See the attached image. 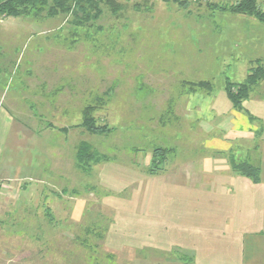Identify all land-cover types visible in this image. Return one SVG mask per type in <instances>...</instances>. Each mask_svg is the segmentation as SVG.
<instances>
[{
    "label": "rangeland",
    "instance_id": "1",
    "mask_svg": "<svg viewBox=\"0 0 264 264\" xmlns=\"http://www.w3.org/2000/svg\"><path fill=\"white\" fill-rule=\"evenodd\" d=\"M235 1L119 0L80 25L70 12L0 15L1 98L30 129L63 133H44L36 150L46 184L0 200V264H150L143 261L160 256L133 219L142 207L148 213L151 177L215 154L203 143L199 104L264 67V23L211 5ZM202 80L209 91L188 88ZM250 94L264 98V79ZM88 107L103 132L81 125ZM83 141L99 160L78 161ZM154 148L166 159L152 174ZM232 152L259 160L253 149Z\"/></svg>",
    "mask_w": 264,
    "mask_h": 264
},
{
    "label": "crops",
    "instance_id": "2",
    "mask_svg": "<svg viewBox=\"0 0 264 264\" xmlns=\"http://www.w3.org/2000/svg\"><path fill=\"white\" fill-rule=\"evenodd\" d=\"M243 107L234 109L222 91L205 97L196 114L204 145L216 153L186 161L180 171H172L176 177L165 172L151 177L155 182L148 192V213L142 207L133 219L139 222L134 223L136 233L147 227L149 246L160 256L143 262L264 264V98L250 94ZM54 132L63 134L60 129H30L0 96V200L46 184L44 156L36 150L45 148V139ZM242 148L258 152V182L230 166L228 155Z\"/></svg>",
    "mask_w": 264,
    "mask_h": 264
},
{
    "label": "trees",
    "instance_id": "3",
    "mask_svg": "<svg viewBox=\"0 0 264 264\" xmlns=\"http://www.w3.org/2000/svg\"><path fill=\"white\" fill-rule=\"evenodd\" d=\"M119 0H0V15L3 16H31L54 17L59 14L71 13L75 25H80L96 18L101 12V4H106L113 10H116L120 3ZM264 0H236L234 3L211 4L213 8L240 13L256 18L258 21L264 23V10L260 7V2ZM210 5V6H211ZM264 79V67L257 65L250 67L245 78L241 82L226 81L224 85L225 93L230 100L232 106L236 110L244 111L243 103L250 96L251 89ZM188 88L193 89H207L212 87L209 81L188 82ZM93 107H88L85 110L84 118L81 123L86 130L92 133L103 132L104 126L96 125L90 110ZM90 109V110H89ZM251 117V115H249ZM252 118V117H251ZM91 145L87 142H81L77 150L78 161H97L100 158L96 152L91 150ZM164 148H154L152 151L151 171L158 172L160 168L165 165ZM228 161L233 171L242 176L251 178L254 182H258L260 178V167L257 164H252L246 160L235 158L232 154L228 155ZM161 165L159 169L155 165Z\"/></svg>",
    "mask_w": 264,
    "mask_h": 264
}]
</instances>
